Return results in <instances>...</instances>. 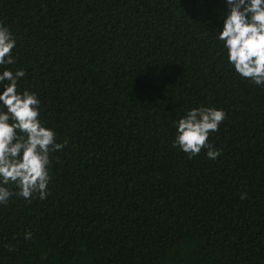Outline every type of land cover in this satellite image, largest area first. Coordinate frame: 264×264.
Segmentation results:
<instances>
[{
  "label": "trees",
  "instance_id": "trees-1",
  "mask_svg": "<svg viewBox=\"0 0 264 264\" xmlns=\"http://www.w3.org/2000/svg\"><path fill=\"white\" fill-rule=\"evenodd\" d=\"M224 0H0L17 91L64 148L48 193L0 204V264H264V87L218 40ZM2 90V85H0ZM223 109L207 149L173 146ZM13 193L17 190L9 185Z\"/></svg>",
  "mask_w": 264,
  "mask_h": 264
},
{
  "label": "clouds",
  "instance_id": "clouds-1",
  "mask_svg": "<svg viewBox=\"0 0 264 264\" xmlns=\"http://www.w3.org/2000/svg\"><path fill=\"white\" fill-rule=\"evenodd\" d=\"M226 14L218 40L227 50V61L242 78L257 87H264V0H224ZM16 38L10 29L0 24V66L11 65V51ZM23 69L0 71V204L14 194L29 199L33 194L43 200L49 191V154L65 147L67 141H56V133L46 127L39 115L35 92L17 91ZM225 119L223 109L211 106L190 108L175 121L174 147L189 158L207 149L206 156L215 160L218 148L208 141L210 132L218 130ZM9 185L17 190L15 193Z\"/></svg>",
  "mask_w": 264,
  "mask_h": 264
}]
</instances>
